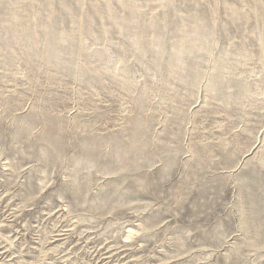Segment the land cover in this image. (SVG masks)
Wrapping results in <instances>:
<instances>
[{"label":"rangeland","instance_id":"obj_1","mask_svg":"<svg viewBox=\"0 0 264 264\" xmlns=\"http://www.w3.org/2000/svg\"><path fill=\"white\" fill-rule=\"evenodd\" d=\"M0 264H264V0H0Z\"/></svg>","mask_w":264,"mask_h":264}]
</instances>
